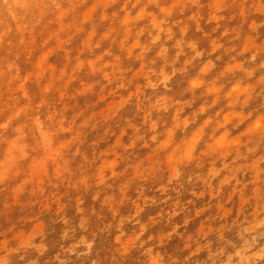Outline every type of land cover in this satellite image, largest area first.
Here are the masks:
<instances>
[{
  "label": "clouds",
  "instance_id": "1",
  "mask_svg": "<svg viewBox=\"0 0 264 264\" xmlns=\"http://www.w3.org/2000/svg\"><path fill=\"white\" fill-rule=\"evenodd\" d=\"M0 264H264V0H0Z\"/></svg>",
  "mask_w": 264,
  "mask_h": 264
}]
</instances>
